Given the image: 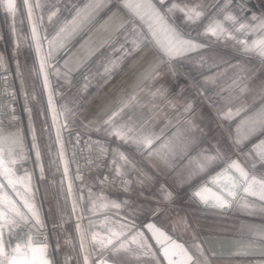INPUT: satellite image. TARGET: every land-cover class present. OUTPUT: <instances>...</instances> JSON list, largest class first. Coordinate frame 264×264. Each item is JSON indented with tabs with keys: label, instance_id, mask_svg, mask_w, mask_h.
<instances>
[{
	"label": "crops",
	"instance_id": "obj_1",
	"mask_svg": "<svg viewBox=\"0 0 264 264\" xmlns=\"http://www.w3.org/2000/svg\"><path fill=\"white\" fill-rule=\"evenodd\" d=\"M5 3L0 0V59L12 71L19 95L17 125L8 129L12 131L8 135L22 138L23 147L30 148L45 206L56 205L59 211L65 190L72 204L71 185L78 221L89 220L88 237L96 247L90 251L82 241L80 253L113 262L108 241L122 240L123 254L116 264H148L147 254L153 264H166L143 227L152 220L193 257L187 264L197 260L200 264H264V200L260 199L264 195V144L260 143L264 130L257 127L264 119L259 111L264 102L256 97L264 67L259 52L245 55L240 43L258 49L264 42L260 27L264 0H164L163 4L160 0H28L27 5L25 0H14V16L8 14ZM153 7L161 15L167 13L166 25L153 15ZM74 17L75 24L71 23ZM150 28L162 43L191 40L200 47L177 57L175 77L159 70L154 78L140 83L137 99L132 100L133 57L120 61L110 79L105 69L132 47L133 39L151 40ZM245 74L250 88L241 93L233 81ZM161 86L168 89L167 99L152 95ZM120 91L129 93V106L114 123L106 124L117 110L112 101ZM185 101L192 104L186 119L192 121L193 134L201 138L199 148L190 154L167 143L177 129L186 127L185 117L178 115ZM229 110L239 114L221 120L219 114ZM68 129L101 141L98 174H111L123 189L116 184L103 188L99 177H72ZM145 129L159 137L152 147L161 150L168 167L136 147ZM0 130L6 136V128L0 126ZM34 135L39 160L32 147ZM238 137L242 142L236 146ZM232 161L248 179L231 207L201 205L193 190ZM161 186L171 193V201L165 199ZM198 193L204 204L226 203L212 188ZM157 207L158 212L151 211ZM136 239L144 241V250L135 249Z\"/></svg>",
	"mask_w": 264,
	"mask_h": 264
},
{
	"label": "snow or ice",
	"instance_id": "obj_2",
	"mask_svg": "<svg viewBox=\"0 0 264 264\" xmlns=\"http://www.w3.org/2000/svg\"><path fill=\"white\" fill-rule=\"evenodd\" d=\"M28 0H25V4L27 5ZM160 3L163 4L164 0H160ZM100 5L97 4L95 7H99ZM6 8L8 14L15 15V3L14 0H6V3L4 5ZM125 7H128V5H125ZM149 7H152V5H149ZM153 15H155L159 19V23L161 25H166L165 16L167 13L161 15L160 10H157L153 7ZM80 16V12H77V17ZM29 19H31V9H29ZM76 17H74L73 21L71 23H76ZM229 19H232L229 17ZM255 19V17L253 18ZM167 23H171L170 20L167 21ZM244 25H241V28H244ZM261 28H264V21H261L260 24ZM151 32V40H145L143 38L137 37L136 39H133L131 41L132 47L129 49H124L122 51V55L119 58L118 61H111L110 67H106L105 73L107 75V78H111V72L119 66V62L122 61L125 57H133V63L130 66L132 70V75L134 77V80L131 82V87L133 89V94L131 95V99L135 100L137 99V96L135 95V90L139 87L140 83H142L146 79H151L155 77V74L159 70H166L171 76L175 77L179 71L177 65L179 64L178 56L185 55L186 51H193L200 47V45H197L194 41L191 40H180V41H173L170 43H162L158 39V33L155 29L150 28ZM243 46V51L245 55H248L254 51L259 52V57L261 60V66L264 67V42H262L261 46L257 49L254 47H249L247 45H244L243 42H240ZM117 51H121V49H117ZM173 52L177 53V56H173ZM164 66L163 69H161V66ZM48 66H51L50 63ZM250 79L246 74L238 76L237 80H234L233 83L240 89V92L243 93L247 90H249L250 85L247 84V80ZM107 82V79L105 80ZM243 85V86H241ZM118 87V86H114ZM142 91V89H141ZM180 92H183V89H180ZM153 97L160 96L164 99H167L169 92L168 89L161 86L156 90L155 93L152 94ZM256 97L261 101L264 102V81H261L257 85V93ZM129 93L127 91H120L116 97L113 99L112 103L116 106V111L112 113L111 116L108 117V120L105 121L106 124L114 123L115 118L122 113L126 108L129 106ZM171 106L173 108H178V105L175 102H170ZM255 103V100L253 101ZM51 107V103L49 105ZM183 110L178 113L180 117H185V125L186 127L184 129H177L176 133L174 134V137L171 141L167 142L168 144H171L176 150H179L182 153H191L192 151H195L199 148L201 138L200 136L194 135L195 128L192 124V121L189 119H186L187 115L191 113L192 111V104L188 101H185L183 106ZM262 114H264V107H261L259 110ZM239 112L233 113L231 110L228 112H224L219 114V118L221 120L225 119H232L234 115H238ZM259 129L264 130V119H261L259 121V124L257 126ZM256 129L254 128L253 131ZM131 131V129H130ZM239 131V129H237ZM135 135V133H134ZM139 139H137L136 147L139 151L146 154L149 159L157 158L160 159L161 164L164 167L169 166V160L166 157L161 156V150L159 148L153 149L152 145L156 140L159 139V137H152L150 134H147V129H145L143 132L140 133ZM36 137L33 136V150L36 152L37 160H39L40 152L37 144L35 143ZM59 142V137L58 141ZM242 141L239 139V137L234 141V144L236 146H239ZM260 143L264 144V141H261ZM163 147V146H162ZM146 150V152H145ZM255 150V149H253ZM200 151H204L201 149ZM230 167L234 170H236L239 173L240 178V184L247 181L248 176L247 173H245L242 169L239 168L236 161H232ZM223 175V173L221 174ZM215 182V180L213 181ZM240 184L237 183V181H232V188H236L240 186ZM161 192H164L165 199L171 201L172 196L171 193H167V190L161 186L160 189ZM247 191V189H245ZM195 196H198L199 193H194ZM261 200H264V195H261ZM23 203V202H22ZM23 206L25 209H27L28 216L25 215L24 212H22L19 208H16L15 205L9 204L8 208L4 211H0V221L5 219V212H10L15 218L9 221L8 223L15 225L18 220H22L27 222V219H35L36 223L39 224L41 221L38 219V212L35 209L34 205L30 206L27 203H23ZM221 208L227 207L228 205L221 201L220 205ZM153 212H158L159 208H153L151 209ZM18 218V219H16ZM5 227L4 224H0V264H17L16 260L13 259L11 261L8 260V255L4 251V240H3V228ZM79 227V225L77 226ZM154 225L149 223L147 224V228L151 231L154 229ZM119 240V237L117 238ZM108 244H111L112 247L110 249V252L112 253V256L110 257L113 260V264H116V261L120 259V253L123 250L122 243H114L113 241L109 240ZM82 250H83V244H82ZM23 248L24 246L21 244H17L14 249H12V254L15 255H22L23 254ZM28 250L32 252H39L41 254L44 253L46 248L42 247L39 249H33L31 248V243L28 245ZM188 260H192L193 257L188 256L187 252L184 253ZM165 258H167V254L165 253ZM44 264H47V262H44ZM85 264H87V258L85 259ZM171 264H175V261L173 260ZM195 264H200V262L197 260L195 261Z\"/></svg>",
	"mask_w": 264,
	"mask_h": 264
},
{
	"label": "rangeland",
	"instance_id": "obj_3",
	"mask_svg": "<svg viewBox=\"0 0 264 264\" xmlns=\"http://www.w3.org/2000/svg\"><path fill=\"white\" fill-rule=\"evenodd\" d=\"M0 126L6 128V136L0 130V211L8 208L9 204L15 205L28 216L27 209L23 203L37 207L38 219L41 223L37 224L35 219H27V222L18 220L15 225L8 223L15 217L10 212H5V219L0 221L4 224L3 240L4 251L8 255V260H16L17 264H95L92 255L80 253L79 247L85 241L90 251L96 249L92 240L88 237L90 222L86 218L82 222L78 221L77 206L72 196V188L68 183L69 192L72 199L68 197V192H62L63 196L57 206L51 204L48 207L44 204L43 191L40 184V175H34V160L30 158V148L22 145L21 139H14L10 127L3 123ZM17 147V151L14 149ZM32 167V172L30 171ZM36 172V171H35ZM23 202V203H22ZM74 208V209H73ZM62 215V220L55 222L57 217ZM18 219V218H16ZM79 225V227H77ZM102 228L105 224L101 225ZM59 237L57 241L54 237ZM83 236V237H82ZM122 240L119 242L121 243ZM31 248H46L43 254L28 250ZM17 244L24 246L22 255L12 254V249ZM83 244V243H82ZM144 241L136 239L134 247L137 250H144ZM84 248V245H83ZM120 254H123L121 251ZM144 260L148 264H153L152 258L147 254Z\"/></svg>",
	"mask_w": 264,
	"mask_h": 264
},
{
	"label": "built area",
	"instance_id": "obj_4",
	"mask_svg": "<svg viewBox=\"0 0 264 264\" xmlns=\"http://www.w3.org/2000/svg\"><path fill=\"white\" fill-rule=\"evenodd\" d=\"M19 103V95L16 88L12 71L3 67L0 59V119L10 128L17 125L16 103ZM22 117V112H20ZM70 137L69 159L72 164L71 175L74 179L82 176L99 177L103 188L116 184L120 189L124 185L116 182L111 174L99 176L100 168V145L101 141L95 136L78 129H68Z\"/></svg>",
	"mask_w": 264,
	"mask_h": 264
},
{
	"label": "water",
	"instance_id": "obj_5",
	"mask_svg": "<svg viewBox=\"0 0 264 264\" xmlns=\"http://www.w3.org/2000/svg\"><path fill=\"white\" fill-rule=\"evenodd\" d=\"M223 173V175H221ZM215 180V182H213ZM237 181L240 184L239 175L228 165L225 164L212 175H210L204 182L197 186L192 194L197 193L203 188H212L216 192L223 195L226 200L227 207L221 208L217 204H204L200 197L195 196L198 202L205 207L226 210L231 207L232 200L236 199L243 188V184L236 188H232V181ZM153 224L155 227L153 230L147 228V224ZM144 229L150 236L152 242L157 248L160 255L163 257L166 264H171L174 260L175 264H187V257L185 256L184 246L178 242L171 234L158 226L154 221L149 220L143 224ZM165 253L167 258H165ZM95 264H113V262L107 260L104 256H99L95 259Z\"/></svg>",
	"mask_w": 264,
	"mask_h": 264
}]
</instances>
